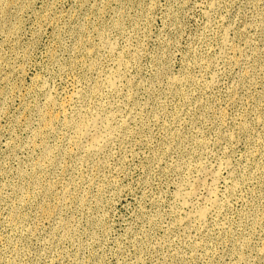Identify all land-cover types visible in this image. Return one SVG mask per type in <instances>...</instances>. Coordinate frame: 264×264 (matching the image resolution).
Segmentation results:
<instances>
[{
    "label": "rangeland",
    "instance_id": "rangeland-1",
    "mask_svg": "<svg viewBox=\"0 0 264 264\" xmlns=\"http://www.w3.org/2000/svg\"><path fill=\"white\" fill-rule=\"evenodd\" d=\"M263 20L264 0L21 1L0 33V264H264ZM228 30L231 52L222 48ZM116 74L119 88H112L108 80ZM85 108L103 113L116 131L101 155L70 140L74 130L66 123L76 122ZM228 159L231 167H225ZM193 184L197 196L189 203L197 208L208 203L209 188L219 190L225 211H212L207 225L183 223L177 194Z\"/></svg>",
    "mask_w": 264,
    "mask_h": 264
},
{
    "label": "bare ground",
    "instance_id": "bare-ground-1",
    "mask_svg": "<svg viewBox=\"0 0 264 264\" xmlns=\"http://www.w3.org/2000/svg\"><path fill=\"white\" fill-rule=\"evenodd\" d=\"M21 1H23V0H0V33H2V32H4V31H6V30H8L9 29V27H10V19H11V16H12V13H13V11L19 6V4L21 3ZM214 4V3H213ZM217 4V3H216ZM26 5V4H25ZM212 6H214V5H212ZM216 6V5H215ZM218 6H219V3H218ZM31 8V7H30ZM29 8V9H30ZM213 8V7H212ZM19 16V15H18ZM44 20V19H43ZM212 21V20H211ZM210 21V22H211ZM264 21V20H263ZM45 24V23H44ZM119 24V23H118ZM256 24V23H255ZM52 25V24H51ZM264 25V24H263ZM120 26H121V24H120ZM210 26H211V24H210ZM223 26V25H222ZM211 27H214V26H211ZM250 27V26H249ZM16 28V27H15ZM117 28V27H116ZM119 28H121V27H119ZM231 28V27H230ZM229 28V29H230ZM259 28V27H258ZM264 28V27H263ZM252 29H254L253 27H252ZM115 30V29H114ZM120 30V29H119ZM123 30V29H122ZM121 30V31H122ZM226 30V29H225ZM262 30V29H261ZM264 30V29H263ZM15 31V30H14ZM85 31V30H84ZM102 31V30H101ZM107 31V30H106ZM223 31V30H222ZM230 30H228V31H225V33H224V35H223V46H222V48L225 50V51H229V49L231 50V48H229L230 46V44H229V38H230V36L228 35ZM12 32V31H11ZM20 32V31H19ZM98 32H100V31H98ZM246 32V31H245ZM247 32H248V28H247ZM257 32H258V30H257ZM262 32V31H261ZM103 32H101L100 34H102ZM231 33V32H230ZM264 33V32H263ZM262 33V34H263ZM96 34V33H95ZM99 34V35H100ZM104 34H105V32H104ZM123 35H124V33H122ZM221 34V33H220ZM241 34V33H240ZM10 35V34H9ZM13 35V34H12ZM15 35V34H14ZM108 35H110L109 33H108ZM121 35V34H120ZM131 35V34H130ZM129 35V36H130ZM218 35V34H217ZM221 35V36H222ZM231 35V34H230ZM101 36V35H100ZM103 36V35H102ZM106 36V35H105ZM132 36V35H131ZM229 36V37H228ZM242 36V35H241ZM92 37V36H91ZM90 37V38H91ZM104 37V36H103ZM111 37V36H110ZM133 37V36H132ZM109 38V37H108ZM217 38V37H216ZM19 39V38H18ZM100 40L102 39V37L101 38H99ZM128 39H129V37H128ZM244 39V38H243ZM242 39V40H243ZM8 40V39H7ZM11 40H13V39H11ZM90 40V39H89ZM95 40V39H94ZM109 40H110V38H109ZM119 40V39H118ZM118 40L116 41V39H115V41L116 42H118ZM130 40H132L131 38H130ZM233 40V39H232ZM248 40V39H247ZM87 41V40H86ZM120 41V40H119ZM249 41V40H248ZM12 42V41H11ZM92 42V41H91ZM94 42V41H93ZM100 42H102V41H100ZM110 42V41H109ZM125 42V41H124ZM126 42H127V39H126ZM129 42V41H128ZM90 43V42H89ZM103 43V42H102ZM105 44H106V42H104ZM107 43H108V41H107ZM113 43V42H112ZM119 43V42H118ZM117 43V44H118ZM131 43V42H130ZM130 43H129V45H130ZM234 43V42H233ZM110 44V43H109ZM232 44V43H231ZM248 44V43H247ZM253 44V43H252ZM2 45V44H1ZM5 45V44H4ZM88 45V44H87ZM108 45V44H107ZM120 45V44H119ZM123 45V44H122ZM234 45V44H233ZM232 45V46H233ZM254 45V44H253ZM85 46V45H84ZM91 46V45H90ZM99 46V45H98ZM113 46H114V44H113ZM126 46H128V44L126 45ZM247 46H250V45H247ZM87 47V46H86ZM96 47V46H95ZM108 47H109V45H108ZM111 47H112V44H111ZM117 46H115L114 48H116ZM120 47V46H119ZM134 47V46H133ZM221 47V46H220ZM236 47H238V45L236 46ZM241 46H239V48H240ZM251 47V46H250ZM78 48V47H77ZM91 48V47H90ZM101 48V47H100ZM103 48H104V46H103ZM113 47H112V49H114ZM127 48V47H126ZM129 48H131V47H129ZM128 48V49H129ZM218 48H219V46H218ZM247 48V47H246ZM83 49V48H82ZM102 49V48H101ZM108 48H106V50H107ZM117 49V48H116ZM133 49V48H132ZM217 49V48H216ZM223 49H221L222 51H223ZM251 49V48H250ZM260 49V48H259ZM94 50H96V49H94ZM104 50V49H103ZM244 50V49H243ZM242 50V51H243ZM79 51V50H78ZM90 51V50H89ZM97 51V50H96ZM110 51H111V49H110ZM113 51V50H112ZM238 51V50H237ZM242 51H241V53H242ZM245 51V50H244ZM243 51V52H244ZM247 51H249V50H247ZM258 51V50H257ZM86 52H87V50H86ZM100 52V51H99ZM117 52V51H116ZM124 52V51H123ZM130 52V51H129ZM132 52V51H131ZM136 52V51H135ZM224 52V51H223ZM223 52H221L220 51V55H219V57L222 55L221 53H223ZM229 52H231V51H229ZM228 52V53H229ZM253 52V51H252ZM260 52V51H259ZM262 52V51H261ZM93 53V52H92ZM104 53H106V52H104ZM120 53V52H119ZM126 53V52H125ZM228 53H227V55H228ZM232 53H233V51H232ZM239 53V52H238ZM110 54V53H109ZM124 54V53H123ZM219 54V53H218ZM246 54V53H245ZM255 54H257V53H255ZM87 55H89L88 53H87ZM95 55V54H94ZM115 55V54H114ZM113 55V56H114ZM224 55H226V54H224ZM231 55V54H230ZM259 55V54H258ZM107 56V55H106ZM120 56V55H119ZM123 56V55H122ZM134 56V55H133ZM229 56V55H228ZM236 56V55H235ZM234 56V57H235ZM238 56V55H237ZM250 56V55H249ZM255 56V55H254ZM261 56H262V54H261ZM6 57V56H5ZM93 57V56H92ZM100 57V56H99ZM205 57V56H204ZM225 57V56H224ZM231 57V56H230ZM240 57H242V55L240 56ZM247 57V56H246ZM257 57V56H256ZM7 58V57H6ZM5 58V59H6ZM84 58V57H83ZM104 58V57H103ZM134 58V57H133ZM227 58V57H226ZM232 58V57H231ZM244 58V57H243ZM249 58V57H248ZM247 58V59H248ZM2 59V58H1ZM85 59V58H84ZM92 59V58H91ZM90 59V60H91ZM105 59V58H104ZM123 60L125 59V58H122ZM122 59L120 60V61H122ZM129 59V58H128ZM228 59V58H227ZM257 59V58H256ZM89 60V61H90ZM135 60V59H134ZM215 60V59H214ZM217 60H218V58H217ZM239 60V59H238ZM251 60H252V56H251ZM250 60V61H251ZM98 61H99V59H98ZM104 61V60H103ZM224 61V60H223ZM233 61V60H232ZM237 61V60H236ZM240 61V60H239ZM241 61H242V59H241ZM245 61H247V60H245ZM258 61V60H257ZM94 62V61H93ZM222 62V61H221ZM233 62H235V61H233ZM263 62V61H262ZM87 63V62H86ZM119 63V62H118ZM132 63V62H131ZM202 63V62H201ZM206 63V62H205ZM209 63V62H208ZM228 63V62H227ZM229 63H231V62H229ZM236 63V62H235ZM240 63V62H239ZM246 63V62H245ZM252 63V62H251ZM83 64V63H82ZM93 64V63H92ZM95 64H96V61H95ZM120 64H121V66H122V62H120ZM125 64V63H124ZM129 64H130V62H129ZM216 64H217V62H216ZM241 64H242V62H241ZM257 64V63H256ZM85 65H88V64H85ZM115 65V64H114ZM210 65V64H209ZM227 65V64H226ZM231 65V64H230ZM248 65H250V64H248ZM93 66V65H92ZM96 66V65H95ZM201 66V65H200ZM206 66V65H205ZM217 66V65H216ZM228 66V65H227ZM236 66V65H235ZM242 66V65H241ZM245 66V65H244ZM259 66V65H258ZM12 67V66H11ZM111 67V66H110ZM115 67V66H114ZM113 67V68H114ZM129 67V66H128ZM199 67V66H198ZM209 67H211V66H209ZM212 67H214V66H212ZM218 67H219V64H218ZM223 67H226V66H223ZM234 67V66H233ZM237 67H238V65H237ZM101 68V67H100ZM113 68H111L112 70H113ZM245 68V67H244ZM249 68V67H248ZM253 68V67H252ZM97 69V68H96ZM124 69V68H123ZM211 69V68H210ZM215 69V68H214ZM257 69V68H256ZM264 69V68H263ZM105 70V69H104ZM112 70H111V72H112ZM120 70V69H119ZM118 70V71H119ZM227 70V69H226ZM254 70V69H253ZM92 71V70H91ZM90 71V72H91ZM202 71V70H201ZM200 71V72H201ZM203 71H204V69H203ZM230 71V70H229ZM232 71V70H231ZM247 71V70H246ZM248 71H250V70H248ZM262 71V70H261ZM103 71H101V73H102ZM133 72V71H132ZM211 72V71H210ZM257 72H258V70H257ZM264 72V71H263ZM73 73V72H72ZM96 73V72H95ZM104 73V72H103ZM102 73V74H103ZM108 73V72H107ZM107 73H105V74H107ZM115 73V72H114ZM245 73V72H244ZM248 73V72H247ZM5 74V73H4ZM3 74V75H4ZM104 74V75H105ZM121 74V73H120ZM130 74V73H129ZM202 74H203V72H202ZM211 74V73H210ZM215 74V73H214ZM250 74V73H249ZM259 74V73H258ZM261 74V73H260ZM213 75V74H212ZM217 75V74H216ZM216 75L214 76V78L216 77ZM254 75V74H253ZM262 75V74H261ZM261 75H260V77H261ZM95 76V75H94ZM110 75H108L107 77H109ZM124 76V75H123ZM219 76V75H218ZM244 76V75H243ZM259 76V75H258ZM72 77V76H71ZM70 77V78H71ZM81 77V76H80ZM92 77V76H91ZM98 77V76H97ZM106 77V78H107ZM111 77V76H110ZM117 77H119V74H116V75H112V77L108 80V84L109 85H111L112 86V88H113V86L115 85V83H116V87H117V82H116V78ZM10 78V77H9ZM69 78V79H70ZM75 78V77H74ZM220 78V77H219ZM87 79V78H86ZM121 79V78H120ZM120 79H119V81H120ZM133 79V78H132ZM180 79V78H179ZM178 79V81H180ZM182 79H184L185 80V78H182ZM213 79V78H212ZM216 79V78H215ZM100 80V79H99ZM102 80V79H101ZM130 80V79H129ZM183 80V81H184ZM251 80V79H250ZM66 81V80H65ZM76 81V80H75ZM80 81V80H79ZM122 81V80H121ZM124 81H125V79H124ZM124 81L122 82V83H124ZM177 81V80H176ZM177 81V82H178ZM188 81V80H187ZM212 81H214V80H212ZM218 81H219V79H218ZM254 81H256L255 80V78H254ZM4 82H6V81H4ZM69 82V81H68ZM89 82V81H88ZM133 82H135V79H134V81ZM175 82V81H174ZM216 82V81H215ZM215 82H214V85H215ZM245 82V81H244ZM76 83V82H75ZM78 83V82H77ZM82 83H84V82H82ZM92 83V82H91ZM121 83V82H120ZM136 83V82H135ZM135 83H133V84H135ZM180 83H182V82H180ZM179 83V84H180ZM197 83V82H196ZM205 83V82H204ZM219 82H217V84H218ZM252 83V82H251ZM250 83V84H251ZM104 84H106V83H104ZM127 84V83H126ZM182 84H184V83H182ZM208 84V83H207ZM220 84V83H219ZM257 84V83H256ZM71 85H72V83H71ZM79 85V84H78ZM81 85V84H80ZM89 85V84H88ZM91 85V84H90ZM100 85V84H99ZM101 85H102V83H101ZM123 85V84H122ZM200 85V84H199ZM204 85V84H203ZM213 84H212V87L214 86ZM43 86V85H42ZM45 86H49V84L48 85H45ZM69 86V85H68ZM82 86V85H81ZM125 86V85H124ZM131 86V85H130ZM134 85H132V88H134L133 87ZM181 86H183V85H181ZM180 86V87H181ZM206 86H208V85H206ZM217 86V85H216ZM51 87V86H50ZM49 87V89H51ZM72 87H73V85H72ZM95 87V86H94ZM106 87V86H105ZM104 87V88H105ZM108 87V86H107ZM115 87V86H114ZM139 87V86H138ZM141 87V86H140ZM250 87V86H249ZM1 88V87H0ZM4 88H6V87H4ZM42 88V87H41ZM43 88H46V87H43ZM54 88H55V86H54ZM82 88V87H81ZM117 88H119V87H117ZM121 88V87H120ZM220 88V87H219ZM68 89V88H67ZM88 89H90V88H88ZM95 89V88H94ZM99 89H100V87H99ZM101 89H103V88H101ZM130 89V88H129ZM233 89V88H232ZM14 90H15V88H14ZM41 90V89H40ZM42 90H46V89H42ZM56 90V89H55ZM60 90V89H59ZM59 90H56V91H59ZM81 90H83V89H81ZM91 90V89H90ZM98 90V89H97ZM107 90V89H106ZM109 90V89H108ZM112 90V89H111ZM110 90V91H111ZM117 90V89H116ZM208 90H210V89H208ZM214 90V89H213ZM6 91V90H5ZM4 91V92H5ZM66 91V90H65ZM64 91V92H65ZM68 91H70V90H68ZM80 91V90H79ZM79 91H78V93H79ZM92 91H93V89H92ZM121 91H123L122 89H121ZM129 91V90H128ZM234 91H235V89H234ZM3 92V93H4ZM54 92V91H53ZM75 92V91H74ZM85 92V91H84ZM94 92V91H93ZM97 92V91H96ZM103 92V91H102ZM113 92V91H112ZM125 92V91H124ZM218 92V91H217ZM237 92V91H236ZM50 93V92H49ZM52 93V92H51ZM57 94H56V96L58 95V92H56ZM61 93V92H60ZM97 93H99V92H97ZM109 93V92H108ZM116 93V92H115ZM121 93H123V92H121ZM120 93V94H121ZM133 93H135L134 92V89H133V92H132V94ZM234 93V92H233ZM81 94V93H80ZM85 94V93H84ZM100 94V93H99ZM119 94V93H118ZM119 94V95H120ZM4 95V94H3ZM51 95V94H50ZM72 95H74V93L72 94ZM82 95H83V93H82ZM96 95V94H95ZM130 95V94H129ZM137 95H138V92H137ZM233 95V94H232ZM235 95H237V94H235ZM44 96V95H43ZM79 96V95H78ZM100 96V95H99ZM102 96H103V93H102ZM114 96V95H113ZM123 96H124V94H123ZM45 97V96H44ZM47 97V96H46ZM52 97H53V95L51 96V97H47V98H50L49 100H52ZM61 97H62V95H61ZM66 97H67V95H66ZM71 97V96H70ZM73 97V96H72ZM72 97H71V99L70 100H72ZM77 97V96H76ZM80 97V96H79ZM82 97V96H81ZM81 97H80V99H81ZM137 97V96H136ZM53 98H55V96L53 97ZM58 98V97H57ZM74 98H75V96H74ZM130 98H132V97H130ZM188 98H189V96H188ZM61 99V98H60ZM77 99V98H76ZM89 99V98H88ZM114 99H116V98H114ZM75 100V99H74ZM131 100V99H130ZM136 100V99H135ZM134 100V101H135ZM46 101V100H45ZM48 101V100H47ZM46 101V102H47ZM67 101V100H66ZM73 101V100H72ZM72 101H71V103H72ZM77 101V100H76ZM75 101V102H76ZM83 101H85V100H83ZM82 101V102H83ZM90 101H92V100H90ZM110 101V100H109ZM116 101V100H115ZM132 101V100H131ZM49 102V101H48ZM62 102H63V100H62ZM95 102V101H94ZM123 102V101H122ZM51 103V102H50ZM49 103V104H50ZM52 103H56L57 104V101H55L54 100V102H52ZM51 103V104H52ZM63 103H65V102H63ZM67 103V102H66ZM65 103V104H66ZM77 103V102H76ZM81 103V102H80ZM106 102H104V104H105ZM44 104H46L45 102H44ZM53 104V105H54ZM56 104H55V107H56ZM65 104H63V106L65 105ZM69 104V103H68ZM67 104V105H68ZM88 104V103H87ZM91 104V103H90ZM99 104H101V102L99 103ZM107 104V103H106ZM112 104V103H111ZM120 104H121V102H120ZM119 104V105H120ZM123 104H125L126 105V103H123ZM142 105V104H141ZM147 105V104H146ZM44 106V105H43ZM46 106V105H45ZM49 106V105H48ZM47 106V107H48ZM62 106V107H63ZM66 106V105H65ZM64 106V107H65ZM81 106V105H80ZM95 106V105H94ZM112 106V105H111ZM110 106V107H111ZM45 108L44 110H46V109H48V108ZM53 107V106H52ZM55 107H53V110L52 111H54L55 110ZM61 106H59V108H60ZM63 107V108H64ZM71 107V106H70ZM83 107V106H82ZM91 107V106H90ZM100 107H102V106H100ZM113 107V106H112ZM133 107V106H132ZM146 107V106H145ZM145 107H143V108H145ZM149 107V106H148ZM38 108V107H37ZM40 108V107H39ZM51 108V107H50ZM49 108V109H50ZM72 108V107H71ZM87 108H88V106H87ZM99 108V107H98ZM114 108V107H113ZM118 108H119V106H118ZM41 109H43V107L41 108ZM66 109V108H65ZM64 109V110H65ZM74 109V108H73ZM92 109H93V107H92ZM91 109V110H92ZM96 109V108H95ZM94 109V110H95ZM120 109V108H119ZM136 109V108H135ZM1 110V109H0ZM37 110V109H36ZM85 110H86V108H85ZM106 110V109H105ZM110 110V109H109ZM137 110V109H136ZM49 111V110H48ZM69 111V110H68ZM67 111V112H68ZM73 111V110H72ZM75 111V110H74ZM76 111H78L77 109H76ZM83 111V110H82ZM87 111V110H86ZM98 111V110H97ZM132 111V110H131ZM135 111V110H134ZM143 111H144V109H143ZM66 112V111H65ZM122 111H120V113H121ZM145 112V111H144ZM40 113H41V111H40ZM39 113V114H40ZM49 113V112H48ZM53 113H55V112H53ZM57 113V112H56ZM71 113V112H70ZM77 113V112H76ZM75 113V114H76ZM83 113V112H82ZM106 113V112H105ZM111 113V112H110ZM116 113V112H115ZM133 113V112H132ZM2 114V113H1ZM38 114V115H39ZM65 114H68V113H65ZM72 114V113H71ZM103 114V113H102ZM100 112L99 113H95V111L93 112V110L92 111H87V112H85V113H83V114H79V116H77V117H79L78 118V120L76 121V122H73L72 120L73 119H75V118H73V119H71L70 120V122H67L66 124L68 125V123L70 124V125H72L71 127H73V132H74V134H73V136L71 135L70 137H71V139L70 140H72L71 142L77 147V148H80V149H84V150H86V153L87 152H89L90 154H94V155H97V154H102V153H104L103 151H104V149L106 148V146H108L109 144H110V142H111V140H112V138L114 137V135H113V132L115 133L116 131H114L113 130V128H111V124H109V121H108V119L107 118H105L103 115H102ZM123 114V113H122ZM138 114H139V112H138ZM140 114H143V113H140ZM221 114V113H220ZM5 115V114H4ZM45 115H46V113H45ZM57 115V114H56ZM61 115H62V113H61ZM112 116H113V114H111ZM115 115H118V114H115ZM114 115V116H115ZM126 115H127V112H126ZM222 115V114H221ZM43 116V120H45L46 119V117H44V115H42ZM47 116V115H46ZM50 116H51V114H50ZM68 116V115H67ZM66 116V117H67ZM74 116V115H73ZM109 116V115H108ZM180 116V115H179ZM40 117V116H39ZM61 117V116H60ZM59 117V118H60ZM71 117V116H70ZM106 117H107V115H106ZM115 117H117V116H115ZM131 117V116H130ZM178 117V116H177ZM222 117V116H221ZM49 118V117H48ZM58 118V117H57ZM59 118H58V120H59ZM112 118H114V117H112ZM123 118V117H122ZM128 118H129V115H128ZM127 118V119H128ZM224 118V117H223ZM66 119V118H65ZM68 119V118H67ZM67 119H66V121H67ZM55 120V116H54V118L51 116V118H49V119H47L46 120V122H47V125H51L52 123H53V121ZM114 120V119H113ZM119 120V119H118ZM121 120V119H120ZM124 120V119H123ZM130 120V119H129ZM42 121V120H41ZM63 121V120H62ZM128 121V120H127ZM135 121H136V119H135ZM176 121H178V119L176 120ZM180 121V120H179ZM56 122V121H55ZM65 122V121H64ZM73 122V123H72ZM111 122H113V121H111ZM110 122V123H111ZM138 122V121H137ZM155 122V121H154ZM156 122H158V120L156 121ZM175 122V121H174ZM173 122V123H174ZM260 122H262V120L260 121ZM114 123V122H113ZM116 123V122H115ZM120 123V122H119ZM182 123H184V122H182ZM262 123H264V122H262ZM46 124V123H45ZM57 124V123H56ZM128 124V123H127ZM160 123H158V125H159ZM175 124V123H174ZM186 124V123H185ZM55 124H53V126H54ZM62 125V124H61ZM125 126H127L126 124H124ZM135 125H137V124H135ZM177 125V124H176ZM41 126V125H40ZM52 125H51V128L53 127ZM65 126V125H64ZM117 126V125H116ZM120 126H122V125H120ZM138 126V125H137ZM141 126V125H140ZM124 127V126H123ZM133 127V126H132ZM44 128H49L48 126L46 127V125L44 126ZM44 128H39V131L41 130V129H44ZM57 128H59V127H57ZM57 128H53L54 129V131L57 129ZM184 128V127H183ZM60 129V128H59ZM70 129V128H69ZM123 129V128H122ZM179 129V128H178ZM36 130H38V129H36ZM50 130V129H49ZM115 130H117L116 128H115ZM118 130H119V128H118ZM180 130H181V128H180ZM264 130V129H263ZM43 131V130H42ZM45 131V130H44ZM63 131V130H62ZM61 131V132H62ZM164 131V130H163ZM36 132V131H35ZM47 132V131H46ZM52 132V131H51ZM56 132V131H55ZM64 132V131H63ZM134 132V131H133ZM168 132V131H167ZM172 132V131H171ZM178 132V131H177ZM181 131H179V133H180ZM65 133V132H64ZM129 133V132H128ZM174 133V132H173ZM37 134V133H36ZM44 134V133H43ZM42 134V135H43ZM51 134V133H50ZM53 134V133H52ZM136 134V133H135ZM164 134H165V132H164ZM175 134V133H174ZM40 135H41V131H40ZM60 135H61V133H60ZM113 135V136H112ZM117 135H118V131H117ZM121 135V134H120ZM167 135H169V133H167ZM179 135V134H178ZM228 135V134H227ZM234 135V134H233ZM35 136V135H34ZM38 136H39V134H38ZM63 136H65V135H63ZM134 136V135H133ZM138 136V135H137ZM176 136V135H175ZM229 136V135H228ZM37 137V135L35 136V138ZM40 137H42V136H40ZM47 139H48V134H47ZM66 137V136H65ZM126 137V136H125ZM172 137V136H171ZM174 137V136H173ZM225 137H226V134H225ZM37 138H39V137H37ZM36 138V139H37ZM43 138H45V137H43ZM60 138V137H59ZM67 138V137H66ZM178 138V137H177ZM236 138V137H235ZM42 139V138H41ZM115 139V138H114ZM138 139V138H137ZM233 139H234V136H233ZM33 140H35V139H33ZM38 140V139H37ZM45 140V139H44ZM52 140V139H51ZM69 140V141H70ZM124 140H126V139H124ZM134 140V139H133ZM199 140V139H198ZM60 141V140H59ZM201 141H203V140H200V142ZM208 141V140H207ZM235 141H238V140H235ZM37 142H39V141H37ZM37 142H36V145H37ZM42 142V141H41ZM46 142H48V141H46ZM62 142V141H61ZM66 142V141H65ZM124 142V141H123ZM128 142V141H127ZM132 142V141H131ZM180 142V141H179ZM197 142V141H196ZM40 143V142H39ZM42 143H44V141L42 142ZM41 143V144H42ZM49 143H50V141H49ZM48 143V144H49ZM113 143H114V140H113ZM117 143V142H116ZM125 143V142H124ZM138 143V142H137ZM140 143V142H139ZM171 143V142H170ZM204 143V142H203ZM234 143V142H233ZM55 144H57V143H55ZM68 144V143H67ZM130 144V143H129ZM182 144H183V141H182ZM181 144V145H182ZM205 144V143H204ZM206 144H208V142L206 143ZM211 144V143H210ZM209 144V145H210ZM235 144V143H234ZM261 144V143H260ZM16 145V144H15ZM14 145V146H15ZM44 145V144H43ZM54 145V144H53ZM174 145H175V143H174ZM180 145V144H179ZM34 147H36L35 146V143H34V145H33ZM40 146V145H39ZM42 146V145H41ZM49 146V145H48ZM62 146H63V144H62ZM61 146V147H62ZM73 146V145H72ZM130 146V145H129ZM177 146H178V144H177ZM201 146V145H200ZM257 146V145H256ZM19 147V146H18ZM45 147H46V145H45ZM50 147V146H49ZM75 147V148H76ZM109 147V146H108ZM113 147H115V144H114V146ZM112 147V148H113ZM117 147V146H116ZM125 147V146H124ZM123 147V148H124ZM171 147V146H170ZM206 147H207V145H206ZM209 147V146H208ZM48 148V147H47ZM51 148V147H50ZM52 148H55V147H52ZM63 148V147H62ZM71 148V147H70ZM75 148H74V150H75ZM120 148V147H119ZM122 148V149H123ZM179 148V147H178ZM182 148V147H181ZM39 149V148H38ZM44 149V148H43ZM59 149H60V146H59ZM67 149H68V147H67ZM111 149V148H110ZM127 149V148H126ZM170 149V148H169ZM169 149H167V151L169 150ZM175 149V148H174ZM180 149V148H179ZM187 150H188V148H186ZM36 150V149H35ZM42 150V149H41ZM48 150V152H49V149H47ZM53 150V149H52ZM51 150V151H52ZM55 150V149H54ZM57 150H58V148H57ZM57 150L55 151V152H57ZM66 150V149H65ZM83 150V151H84ZM106 150V149H105ZM108 150V149H107ZM113 150V149H112ZM44 151H45V149H44ZM50 151V152H51ZM64 151V150H63ZM71 151H73V149H71ZM130 151V150H129ZM172 151V150H171ZM176 151H177V149H176ZM184 151H185V149H184ZM183 151V152H184ZM259 151V150H258ZM37 152V151H36ZM36 152H34L36 155H37V153ZM53 152V151H52ZM75 152V151H74ZM120 152H121V150H120ZM127 152V151H126ZM253 152V151H252ZM43 153H45V152H43ZM169 153H170V150H169ZM173 153H175V151L173 152ZM177 153V152H176ZM54 154V153H53ZM52 154V155H53ZM56 154V153H55ZM82 154V153H81ZM47 155V154H46ZM50 155V154H49ZM72 155V154H71ZM86 155V154H85ZM106 155V154H105ZM111 155V154H110ZM256 155V154H255ZM43 156V155H42ZM41 156V157H42ZM56 156V155H55ZM252 156H253V154H252ZM43 157H45V156H43ZM42 157V158H43ZM85 157V156H84ZM84 157H82V158H84ZM98 157V156H97ZM108 157H110V156H108ZM40 158V157H39ZM56 158V157H55ZM90 158V157H89ZM105 158V157H104ZM247 158V157H246ZM38 159V158H37ZM48 159V158H47ZM60 159V158H59ZM64 159V158H63ZM72 159H74V158H72ZM92 159V158H91ZM90 159V160H91ZM34 160V159H33ZM40 160H41V158H40ZM62 160V159H61ZM82 160V159H81ZM99 160V159H98ZM255 160V159H254ZM42 161V160H41ZM51 161V160H50ZM52 161H54V160H52ZM86 161V160H85ZM159 161V160H158ZM160 161H163V160H161L160 159ZM159 161V162H160ZM228 161H229V159H228ZM34 162V161H33ZM58 162V161H57ZM105 162V161H104ZM225 162H227V161H225ZM249 162V161H248ZM35 163H36V161H35ZM39 163H40V161H39ZM42 163V162H41ZM103 163V162H102ZM107 163V162H106ZM161 163V162H160ZM228 163H230V161L229 162H227V165L225 166V167H227L228 166ZM233 163V162H232ZM231 163V164H232ZM251 163V162H250ZM259 163V162H258ZM33 164V163H32ZM46 163L44 162V165H45ZM66 164H68V162L66 163ZM83 164V163H82ZM97 164V163H96ZM187 164V163H186ZM203 164V163H202ZM201 164V167L203 166ZM30 165V164H29ZM37 165V164H36ZM39 165H41V164H39ZM57 165V164H56ZM62 165V164H61ZM78 165V164H77ZM88 165H89V163H88ZM107 165V164H106ZM221 165H223V164H221ZM43 166V165H42ZM42 166H40V168H42ZM46 166V165H45ZM72 166V165H71ZM76 166V165H75ZM85 166V165H84ZM109 166V165H108ZM159 166V165H158ZM163 166V165H162ZM193 166V165H192ZM230 166V165H229ZM228 166V167H229ZM35 167V166H34ZM39 167V166H38ZM64 167V166H63ZM67 167V166H66ZM91 167V166H90ZM179 167V166H178ZM189 167V166H188ZM196 167V166H195ZM199 167V166H198ZM203 167H205V165L203 166ZM219 167H221V168H225V167H223V166H219ZM231 167V166H230ZM234 167V166H233ZM258 167H260V166H258ZM43 168H45V167H43ZM56 168V167H55ZM72 168V167H71ZM78 168H79V166H78ZM187 168V167H186ZM30 169V168H29ZM58 169V168H57ZM65 170L67 169V168H64ZM69 169V168H68ZM75 169H76V167H75ZM84 169V168H83ZM88 169V168H87ZM94 169H95V167H94ZM179 169V168H178ZM192 169V168H191ZM204 169V168H203ZM230 169V168H229ZM228 169V170H229ZM258 169V168H257ZM22 170V169H21ZM24 170V169H23ZM32 170V169H31ZM85 170V169H84ZM84 170H81V171H84ZM98 170V169H97ZM180 170V169H179ZM187 170V169H186ZM200 170H201V168H200ZM40 171V170H39ZM89 171V170H88ZM189 171V170H188ZM234 171H236L235 169H234ZM21 172V171H20ZM22 172H24V171H22ZM27 172V171H26ZM25 172V173H26ZM36 172V171H35ZM34 172V173H35ZM55 172V171H54ZM63 172V171H62ZM61 172V173H62ZM78 172V171H77ZM191 172V171H190ZM189 172V173H190ZM258 172V171H257ZM46 173V172H45ZM44 173V174H45ZM56 173H57V171H56ZM55 173V174H56ZM106 173V172H105ZM180 173V172H179ZM199 173V172H198ZM218 174L220 173V172H217ZM21 174V173H20ZM23 174V173H22ZM51 174V173H50ZM65 174V173H64ZM74 174V173H73ZM93 174H94V171H93ZM97 174V173H96ZM195 174V173H194ZM217 174V175H218ZM232 175H235V174H233V173H231ZM27 175V174H26ZM30 175V174H29ZM36 175H38V174H36ZM102 175H103V173H102ZM191 175V174H190ZM43 176V175H42ZM60 176V175H59ZM86 175H84V177H85ZM92 176V175H91ZM96 176V175H95ZM178 176V175H177ZM231 176V175H230ZM20 177V176H19ZM32 177V176H31ZM38 177V176H37ZM41 177V176H40ZM39 177V178H40ZM74 177V176H73ZM180 177H182V176H180ZM179 177V178H180ZM219 177V176H218ZM256 177V176H255ZM46 178V177H45ZM56 178V177H55ZM70 178V177H69ZM94 178V177H93ZM100 178V177H99ZM186 178H188V176L186 177ZM185 178V179H186ZM192 178V177H191ZM220 178V177H219ZM252 178V177H251ZM37 179V178H36ZM87 179V178H86ZM89 179H90V177H89ZM92 179V178H91ZM97 179V178H96ZM189 179V178H188ZM194 179H195V177H194ZM253 179V178H252ZM26 180V179H25ZM34 180V179H33ZM57 180H59V179H57ZM76 180V179H75ZM98 180V179H97ZM96 180V181H97ZM99 180H101V179H99ZM220 180V179H219ZM251 180V179H250ZM35 181H37V180H35ZM34 181V182H35ZM47 181V180H46ZM49 181H51L50 179H49ZM63 181V180H62ZM72 181V180H71ZM95 181V180H94ZM181 181V180H180ZM26 182V181H25ZM30 182V181H29ZM44 182V181H43ZM60 182V181H59ZM193 182V181H192ZM195 182H196V180H195ZM250 182V181H249ZM18 183V182H17ZM36 183V182H35ZM42 183V182H41ZM56 183V182H55ZM64 183V182H63ZM98 183V182H97ZM237 182H235V184H236ZM245 183V182H244ZM247 183H248V181H247ZM19 184V183H18ZM33 184V183H32ZM49 184H52V183H50L49 182ZM58 184V183H57ZM75 184V183H74ZM80 184V183H79ZM185 184V183H184ZM191 184V183H190ZM214 184V183H213ZM16 185V184H15ZM21 185V184H20ZM24 185V184H23ZM29 185V184H28ZM38 184H36V186H37ZM41 185V184H40ZM53 185V184H52ZM56 185V184H55ZM92 185H94V183H92ZM96 185V184H95ZM187 185H189V184H187ZM194 185L195 184H193V186L192 185H190V186H192V189L191 188H187L186 189V187L184 188V191H182V189L180 190L181 192H179L177 195H180V196H178V197H180V199L183 201V203H181V204H183L184 205V209L185 210H183V211H185L184 213H185V219H184V217H183V219H184V224H187V225H190V224H192V223H194V222H198V223H200V224H206V222H207V220L209 219V217H210V215H211V213H212V211H214V210H219V209H221L220 207H221V199H219V190H218V186H216V188L217 189H211V188H209L210 190H209V193H208V199L207 198H205V199H207V201H208V203H207V201H206V205L205 206H201V207H198L197 208V206L195 207V206H193V204L192 205H190V203H189V201L194 197V196H197V194H196V192H195V190H198V189H193V188H195L194 187ZM217 185V184H216ZM30 186H33V185H30ZM42 186V185H41ZM59 186V185H58ZM61 186V185H60ZM67 186V185H66ZM91 186V185H90ZM184 185H182V187H183ZM234 186V185H233ZM19 187H23V186H19ZM35 187V186H34ZM46 187V186H45ZM55 187V186H54ZM102 187H104V186H102ZM227 187V186H226ZM238 187V186H237ZM37 188V187H36ZM49 188H52L51 187V185H50V187ZM80 188V187H79ZM12 189V188H11ZM16 189V188H15ZM18 189V188H17ZM39 189H40V187H39ZM46 189V188H45ZM69 189H71V186H70V188ZM101 189V188H100ZM227 189V188H226ZM225 189V190H226ZM233 189V188H232ZM238 189V188H237ZM236 189V190H237ZM14 190V189H13ZM20 190V189H19ZM23 190V189H22ZM30 190V189H29ZM35 190V189H34ZM41 190V189H40ZM52 190V189H51ZM66 190V189H65ZM220 190H222V189H220ZM230 190V189H229ZM24 191H26L25 189H24ZM67 191V190H66ZM68 191H70V190H68ZM68 191L65 193V194H67L68 193ZM73 191V190H72ZM77 191V190H76ZM39 192V191H38ZM47 192H49V191H47ZM75 192V191H74ZM80 192H81V190H80ZM83 192V191H82ZM81 192V193H82ZM86 192V191H85ZM198 192V191H197ZM227 192V191H226ZM13 193H15V191H13ZM23 193V192H22ZM25 193H28V192H25ZM51 193V192H50ZM57 193V192H56ZM62 193H64L63 191H62ZM229 193V192H228ZM35 194V193H34ZM38 194V193H37ZM36 194V195H37ZM42 194V193H41ZM49 194V193H48ZM58 194V193H57ZM73 194V193H72ZM80 194V193H79ZM87 194V193H86ZM196 194V195H195ZM13 195V194H12ZM22 195H24V193L22 194ZM28 195H29V193H28ZM28 195H27V197H28ZM31 195H29V197H30ZM35 196V195H34ZM46 196V195H45ZM52 196V195H51ZM61 196V195H60ZM59 196V197H60ZM230 196V195H229ZM10 197V196H9ZM8 197V198H9ZM22 197V196H21ZM28 197V198H29ZM32 197V196H31ZM37 197V196H36ZM64 197V196H63ZM67 197V196H66ZM87 197H89V196H87ZM201 197V196H200ZM206 197V196H205ZM221 197V196H220ZM223 197V196H222ZM224 197H226V196H224ZM6 198H7V196H6ZM11 198H12V196H11ZM23 198V197H22ZM53 198V197H52ZM69 198V197H68ZM71 198V197H70ZM232 198V197H231ZM21 199V198H20ZM25 199V198H24ZM23 199V200H24ZM39 199V198H38ZM47 199V198H46ZM81 199V198H80ZM87 199V198H86ZM88 199H90V198H88ZM87 199V200H88ZM203 199V198H202ZM227 199H228V197H227ZM36 200H37V198H36ZM49 200V199H48ZM64 200H65V198H64ZM70 200V199H69ZM84 200V199H83ZM195 200V199H194ZM198 200H199V198H198ZM230 200H232V199H230ZM230 200H228V202H230ZM21 201H22V199H21ZM39 201V200H38ZM66 201H67V198H66ZM19 202V201H18ZM18 202H16V203H18ZM23 202V201H22ZM28 202V201H27ZM33 202V201H32ZM60 202V201H59ZM84 202V201H83ZM88 202V201H87ZM15 203V204H16ZM19 203H21V202H19ZM42 203V202H41ZM41 203H40V206H41ZM78 203V202H77ZM191 203H192V200H191ZM227 203V202H226ZM225 203V204H226ZM23 204V203H22ZM29 204V203H28ZM27 204V205H28ZM33 204H35V202L33 203ZM45 204H47V203H45ZM51 204V203H50ZM81 204V203H80ZM83 204V203H82ZM92 204V203H91ZM180 204V203H179ZM9 205V204H8ZM39 205V204H38ZM42 205H44V204H42ZM48 205V204H47ZM60 204H58V206H59ZM62 205V204H61ZM64 205V204H63ZM88 205H89V203H88ZM195 205V204H194ZM199 205V204H198ZM16 206V205H15ZM25 206V205H24ZM37 206V205H36ZM56 206V205H55ZM82 206V205H81ZM178 206H180V205H178ZM200 206V205H199ZM14 207V206H13ZM17 207V206H16ZM72 207V206H71ZM195 207V208H194ZM1 208V207H0ZM27 208V207H26ZM47 208H49V207H47ZM59 208V207H58ZM57 208V209H58ZM68 208V207H67ZM67 208H66V210H67ZM175 208H176V206H175ZM178 208V207H177ZM6 209V208H5ZM14 209V208H13ZM19 209V208H18ZM20 209H21V207H20ZM36 209V208H35ZM42 209V208H41ZM43 209H45V208H43ZM50 209V208H49ZM56 209V211H58ZM26 210V209H25ZM38 210V209H37ZM51 210V209H50ZM60 210V209H59ZM75 210V209H74ZM222 210V209H221ZM4 211V210H3ZM20 211V210H19ZM32 211V210H31ZM64 211V210H63ZM176 211V210H175ZM181 211V210H180ZM182 211V212H183ZM222 211H225V210H222ZM37 212V211H36ZM217 212V211H216ZM219 212V211H218ZM3 213V212H2ZM1 213V214H2ZM23 213V212H22ZM41 213V212H40ZM70 213V212H69ZM175 213V212H174ZM178 213V212H177ZM220 213V212H219ZM218 213V214H219ZM223 213V212H222ZM50 214H52V213H50ZM182 214V213H181ZM217 214V215H218ZM14 215V214H13ZM13 215H11V216H13ZM45 215V214H44ZM180 215V214H179ZM178 215V216H179ZM27 216V215H26ZM39 216V215H38ZM37 216V217H38ZM47 216V215H46ZM49 216V215H48ZM52 216H54L55 217V214L53 213V215ZM175 216V215H174ZM213 216V215H212ZM215 216V215H214ZM223 216V215H222ZM246 216V215H245ZM250 216V215H249ZM8 217V216H7ZM14 217V216H13ZM12 217V218H13ZM20 217V216H19ZM30 217H31V215H30ZM33 217V216H32ZM73 217V216H72ZM71 217V218H72ZM182 217V216H181ZM2 218V217H1ZM10 218V217H9ZM27 218L29 219V217L27 216ZM41 218V217H40ZM43 218V217H42ZM45 218V217H44ZM44 218H43V220H44ZM58 218H59V216H58ZM69 218V217H68ZM74 218V217H73ZM216 218V217H215ZM220 218V217H219ZM249 218V217H248ZM255 218V217H254ZM51 219V218H50ZM226 219V218H225ZM253 219V218H252ZM251 219V220H252ZM15 220V219H14ZM35 220V219H34ZM47 220V219H46ZM216 220V219H215ZM221 220V219H220ZM244 220H246V219H244ZM32 221V220H31ZM36 221V220H35ZM50 221V220H49ZM183 221V220H182ZM181 221V222H182ZM243 221V220H242ZM250 221V220H249ZM254 221V220H253ZM4 222V221H3ZM41 222V221H40ZM39 222V223H40ZM63 222V221H62ZM61 222V223H62ZM65 222V224H66V220L64 221ZM177 222H178V220H177ZM217 222H218V219H217ZM7 223V222H6ZM10 223H13V222H10ZM16 223V222H15ZM14 223V224H15ZM26 223V222H25ZM32 223H34V222H32ZM37 223V222H36ZM38 223V224H39ZM45 223V222H44ZM60 223V224H61ZM212 223H213V221H212ZM222 223V222H221ZM249 223V222H248ZM257 223H259V222H257ZM5 224V223H4ZM13 224V225H14ZM22 224V223H21ZM60 224H59V226H60ZM64 224V223H63ZM177 224V223H176ZM175 224V225H176ZM224 225H225V223H223ZM251 224V223H250ZM254 224V223H253ZM256 224V223H255ZM9 225V224H8ZM16 225V224H15ZM25 225V224H24ZM30 225H32V224H30ZM53 225V224H52ZM174 225V226H175ZM196 225V224H195ZM198 225V224H197ZM196 225V226H197ZM207 225V224H206ZM205 225V226H206ZM209 225V224H208ZM221 225V224H220ZM230 225V224H229ZM243 225V224H242ZM242 225H241V227H242ZM172 226V225H171ZM177 226V225H176ZM183 226V225H182ZM191 226V225H190ZM194 226V225H193ZM204 226V227H205ZM246 226V225H245ZM26 227V226H25ZM28 227V226H27ZM55 227V226H54ZM53 227V228H54ZM69 227V226H68ZM199 227V226H198ZM216 227V226H215ZM227 227V226H226ZM225 227V228H226ZM234 227V226H233ZM30 229H31V226L29 227ZM33 228V227H32ZM38 228V227H37ZM36 228V231L38 230ZM57 228V227H56ZM55 228V229H56ZM65 228V227H64ZM186 228V227H185ZM188 228V227H187ZM195 228V227H194ZM211 228V227H210ZM219 228H222V227H219ZM235 228V227H234ZM243 228V227H242ZM16 229H18V228H16ZM197 229V228H196ZM195 229V230H196ZM199 229H201V228H199ZM203 230H204V228H202ZM227 229V228H226ZM20 230V229H19ZM171 230V229H170ZM181 230V229H180ZM189 230V229H188ZM202 230V231H203ZM207 230V229H206ZM232 230V229H231ZM241 230H243V229H241ZM244 230H246V229H244ZM23 231V230H22ZM25 231V230H24ZM35 231V232H36ZM185 231V230H184ZM43 232V231H42ZM58 232V231H57ZM186 232V231H185ZM194 232V231H193ZM198 232V231H197ZM209 232V231H208ZM223 232V231H222ZM228 232V231H227ZM25 233V232H24ZM23 233V234H24ZM28 233V232H27ZM26 233V234H27ZM52 233V232H51ZM55 233V232H54ZM71 233V232H70ZM69 233V234H70ZM181 233V232H180ZM184 233V232H183ZM190 233V232H189ZM234 233V232H233ZM254 233V232H253ZM30 234V233H29ZM28 234V235H29ZM34 234V233H33ZM63 234H65V232L63 233ZM197 234V233H196ZM201 234H203V232L201 233ZM66 235V234H65ZM185 235H186V233H185ZM231 235V234H230ZM236 235V234H235ZM51 236V235H50ZM53 236V235H52ZM51 236V237H52ZM188 236V235H187ZM198 236V235H197ZM201 236V235H200ZM199 236V237H200ZM228 236V235H227ZM256 236L257 235H255V238H256ZM192 237V236H191ZM198 237V238H199ZM203 237V236H202ZM234 237V236H233ZM63 238V237H62ZM20 239V238H19ZM201 239V238H200ZM236 239V238H235ZM50 240V239H49ZM244 240H246L245 238H244ZM243 240V241H244ZM254 240V239H253ZM253 240H251V242L253 241ZM203 241V240H202ZM240 241V240H239ZM241 242V241H240ZM247 242V241H246ZM250 241H248V243H249ZM251 242H250V245H251ZM48 243V242H47ZM197 243H199V242H197ZM247 243V244H248ZM204 244V243H203ZM236 244V243H235ZM243 245H244V242L242 243ZM246 244V245H247ZM199 245V244H198ZM197 245V246H198ZM232 245V244H231ZM250 245H248V246H250ZM160 246V245H159ZM200 246H201V244H200ZM234 246V245H233ZM239 246H240V244H239ZM201 248V247H200ZM247 248V247H246ZM204 249V248H203ZM207 249V248H206ZM235 249V248H234ZM242 249H244V248H242ZM240 250V249H239ZM19 251V250H18ZM17 252V251H16ZM196 252V251H195ZM202 253H203V251H201ZM195 254V253H194ZM242 254V253H241ZM246 254V253H245ZM201 255V254H200ZM194 256V255H193ZM202 256H203V254H202ZM201 256V257H202ZM209 256V255H208ZM236 256V255H235ZM245 257V256H244ZM243 258V257H242ZM235 259V258H234ZM248 260V259H247ZM250 262V261H249ZM252 262V261H251ZM250 262V263H251ZM230 263V262H229ZM248 263V262H247Z\"/></svg>",
    "mask_w": 264,
    "mask_h": 264
}]
</instances>
